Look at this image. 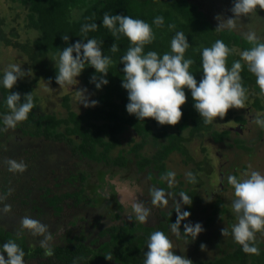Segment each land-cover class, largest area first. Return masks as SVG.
Returning <instances> with one entry per match:
<instances>
[{
    "label": "trees",
    "instance_id": "trees-1",
    "mask_svg": "<svg viewBox=\"0 0 264 264\" xmlns=\"http://www.w3.org/2000/svg\"><path fill=\"white\" fill-rule=\"evenodd\" d=\"M14 1L23 9L25 29L32 32L33 35L25 40L19 39L15 27L10 26L8 28L9 22L4 16L0 15V44L4 47L14 48L25 57L28 67L27 76L30 75V79H27L25 74L24 77L17 80L11 90L0 86V134L4 131L2 117L10 111L5 102L7 95L10 91H16L21 94L23 99L25 93L31 92L33 108L28 113L27 119L18 122L15 127H20L24 133L28 134L31 140L52 138L64 142L73 153H79L81 158H86H83L84 160L82 161L90 173H92L96 165L101 166V168L107 165L112 170L113 168H124L127 164L133 162L132 165H136L140 171L149 172V179L155 184L153 196L157 189L161 191L170 189L173 192L178 190L187 195L191 198V204H184L180 199V201L173 203L174 207L170 212L166 211L164 213L163 209H161L165 219V223L161 224L164 231H168L167 233L171 232L177 242L179 240L183 244L188 242L191 245L194 242L195 244L199 242L203 235L199 233L192 240L193 238L190 234L183 232V227L185 223L195 222V207L202 200L200 192L208 195L211 189L205 183L206 179L201 176L200 171L203 169L188 154L185 143L193 137L204 136L214 142H223L226 147L243 148L247 155L251 154L253 148L242 144L238 129L231 128L236 130L235 133H232L229 129H216L213 122L205 124L203 118L199 116L193 107L190 90L186 87L185 95L187 99L181 105L182 116L175 125H160L150 117L144 118V120H137L134 115H130L125 108L128 98L127 91L121 86L123 64L120 62V57L129 47V40L123 34H118V38L113 37L111 31L102 25L101 21L105 14L115 15L116 13H121L148 22L155 34V38L151 43L144 45V52L152 50L159 55L171 51V38L176 31H182L190 43L184 56L193 60L189 71L193 73L197 82L203 75L201 49L210 47L217 39L222 40L230 49L226 58V67L231 68L234 61L240 60L241 69L239 70V76L240 83L245 89L244 104L247 106V111L252 113L254 118L262 119L264 117L262 115L258 116L257 111L264 109L262 102L264 93L260 92L259 86L256 84L255 75L248 70L246 62L240 57V53L243 50L253 47L254 44L248 42L244 35L237 32L234 28L217 29V25L212 23L199 6L190 0ZM261 11L264 13V9H260L257 6L254 12ZM157 16L164 18L163 25L157 26L153 23V19ZM92 22L97 24L96 30H89L85 35L81 31V26ZM169 25H173V27H169ZM61 35H69L70 39L63 41ZM89 38H95L98 43L103 41L100 44L102 54L110 56L112 60L106 75L108 83L99 89L95 87V83L91 82V77L95 74L97 79H99L101 74L96 73L92 66L85 64V68L77 77L85 87L95 92L97 103L78 112L69 107L67 95H65V113L57 115L54 111L45 112L39 109L37 97L32 91L33 84L42 80L50 85H58L55 80L56 69L54 66L56 59H58L59 51L67 44ZM257 42L264 43L261 39H258ZM113 43L118 46V50L115 52L111 51ZM2 75L0 72V76ZM231 110L232 108L226 113H230ZM235 120L238 122L239 127L246 121L242 115H237ZM11 131L7 139L13 137ZM126 134H129V149L123 146L121 142ZM126 149L129 151H126ZM173 152L180 153L183 161L191 166L189 172L193 174L194 179L187 176L184 180H180L167 176V173L171 171L168 166V160L171 159L170 156ZM233 163L228 162V176L237 177L238 165H235L236 169L230 170V168L234 167ZM6 171L0 169V200L12 192L14 193L18 185V183L10 184L11 173L7 171L9 175ZM224 174L226 175V173ZM91 175L86 174L80 177V183L83 186L90 185V182L86 179L91 177ZM170 179L174 180V182ZM183 182L186 183L185 188L182 187ZM229 185L228 179L223 180L224 188ZM199 187L200 191H198ZM24 195L27 196L28 194L25 193ZM70 196L76 195L71 194ZM216 196H219V194ZM163 198L165 200V196ZM56 199L57 197L54 196L52 199L53 203L56 202ZM164 200L159 205L165 204ZM207 204H211L213 215L202 220L201 225L205 229L213 223L212 220L217 213L216 211H219L220 214L225 211L219 201L213 200L210 203L207 202ZM179 209L181 212L188 211L189 216L181 220V232L176 234L171 231L170 225L175 222L177 218L176 211ZM107 231L109 232V238L102 244L100 252L97 254L81 238H68V241L72 243H68L66 248L57 245L52 247H45L44 245L32 246L17 238L10 231L4 230L1 226L0 245L8 241H14L23 250L24 264L28 263L30 257L33 261L28 264H36L39 259L38 264H110L109 258L115 264H143L144 253L142 248L147 245V242L139 230L136 229L135 224H115ZM210 231L214 232L215 230L212 229ZM262 231H256L254 239L249 241L250 244L255 245L258 249L257 253L245 252L242 246L234 241L228 244V248L221 250L219 255L211 258H189L186 253H181V255L188 257L192 264H264V242L260 237ZM214 237L219 239V234L216 231ZM181 243L176 244L177 248ZM103 248L112 250L111 254H114V256L102 252ZM0 251H2V248H0ZM52 254L58 257L51 262L42 260L45 257L49 258Z\"/></svg>",
    "mask_w": 264,
    "mask_h": 264
},
{
    "label": "clouds",
    "instance_id": "clouds-1",
    "mask_svg": "<svg viewBox=\"0 0 264 264\" xmlns=\"http://www.w3.org/2000/svg\"><path fill=\"white\" fill-rule=\"evenodd\" d=\"M259 6L264 9V0H232L230 11L232 16L220 20L216 28L232 29L235 20L243 15L254 12ZM220 17L219 15L217 16ZM164 18L157 16L153 23L163 25ZM118 38L123 34L129 40V47L120 57L123 64V78L121 86L127 91L126 111L134 115L137 120L153 118L158 124L175 125L182 116L181 105L185 103V87L190 90L193 99V107L203 118L205 124L212 123L214 118H223L230 108H241L245 101V89L240 83L239 70L240 60L233 62L231 68L226 67V58L230 52L228 46L217 39L210 47L201 49V68L203 75L197 82L195 76L189 71L193 60L185 58L184 53L190 43L182 31H176L170 41V52L159 55L156 51L144 52V45L151 43L155 38L150 24L142 19L116 13L105 14L101 21ZM173 27V25H169ZM95 22L83 24L81 31L87 34L89 30H96ZM244 38L254 44L245 49L240 57L246 62L248 70L256 77V84L260 92L264 93V43H258L255 32L248 31L243 34ZM63 41L70 39L69 35H61ZM95 38L77 40L67 44L58 54L55 61V80L59 86L72 85L85 64L92 66L96 73L101 74L99 79L94 74L91 82L97 89L108 83L106 75L108 66L112 62L111 57L102 54V48ZM118 50L116 43L111 45V51ZM26 71L17 64H10L3 75L0 76V86L11 90L19 78L25 76ZM82 98L80 103L85 106L95 105L96 100H89L84 89H80ZM6 105L9 112L2 117V124L6 128L27 119L28 113L33 108L31 92L21 94L10 91L6 97ZM256 123L264 126V119L257 118ZM182 133V132H181ZM11 170H23L24 165L15 160L8 161ZM174 172L169 171L168 177H173ZM186 175L194 179L191 172ZM171 182V181H170ZM228 183L234 188V196L231 208L236 215L237 222L232 225L233 240L242 246L245 252L257 253L255 245L249 243L254 239L256 231L264 230V174L252 170L245 173L243 178L229 175ZM180 198L184 204H191V198L181 193ZM162 191L157 189L153 196V203L163 201ZM166 202V201H165ZM133 211L136 220L145 223L148 219V209L142 205H134ZM177 212L175 222L170 225L173 233L181 232V220L189 216L188 211ZM22 224L29 228H36L43 232V226H37V221L24 218ZM203 231L200 222L195 224L185 223L183 232L192 236L194 240ZM226 229L222 228L224 235ZM43 243V241H42ZM147 250L144 253L143 264H192L188 257L176 254L166 234L160 230L152 232L147 239ZM0 264H24L23 250L14 241L0 245ZM6 254V257H5ZM50 254V252H49ZM108 258V257H106Z\"/></svg>",
    "mask_w": 264,
    "mask_h": 264
},
{
    "label": "flooded vegetation",
    "instance_id": "flooded-vegetation-1",
    "mask_svg": "<svg viewBox=\"0 0 264 264\" xmlns=\"http://www.w3.org/2000/svg\"><path fill=\"white\" fill-rule=\"evenodd\" d=\"M61 114L57 113V115ZM3 129V133L0 134V169L11 173L10 184L18 183L14 193L0 200V226L4 230L10 231L32 246L57 245L66 248L68 243H72L68 241V238H81L96 254L109 238L107 229L115 224H135L146 242L149 235L156 230L164 232L168 237V231H164L162 227L165 219L161 209L164 213L170 212L174 207L173 203L180 201L173 199L172 196L177 192L181 194L180 191L173 192L170 189L162 191L165 204L159 205L161 201L153 203L155 184L150 181L148 172L140 171L136 165H132L133 162L124 168L112 170L107 165L102 166L103 168L96 165L90 173L82 161L86 158H81L79 153H73L64 142L52 138H41L40 142L43 141L46 146L37 153V158H33L27 148L32 145L27 133H24L20 127L6 128L4 126ZM10 130L13 137L7 139ZM175 153L178 152L172 154ZM9 160L22 163L23 170H11ZM30 160H33V163L27 164L26 161ZM222 167L224 168V164ZM7 171L6 173L9 174ZM59 173L66 174L64 175L66 178L60 180ZM217 173L218 179L221 178L217 185L222 189L223 180L228 178V168L227 172H224L226 175L220 170ZM86 174H92L86 179L91 186H83L80 183V177ZM183 183L182 187L185 188L186 183ZM25 193L28 195H24ZM71 194L76 196H70ZM209 194L213 196L214 191ZM54 196L57 197L55 203L52 201ZM137 204L148 209V219L145 223L136 220L133 206ZM72 208H74L72 214L77 215L76 218L62 220L63 214ZM7 211L10 212V217L5 213ZM24 218L37 221V228L45 223L49 229L44 230L46 233L44 234L36 228L24 226L22 224ZM104 250L101 251L114 256L111 254L112 250ZM185 253H189L188 250L182 252V254ZM57 257L52 254L49 258L45 257L42 260L51 262ZM30 261H33L31 257L28 263ZM109 261L110 264H115L111 258Z\"/></svg>",
    "mask_w": 264,
    "mask_h": 264
},
{
    "label": "rangeland",
    "instance_id": "rangeland-1",
    "mask_svg": "<svg viewBox=\"0 0 264 264\" xmlns=\"http://www.w3.org/2000/svg\"><path fill=\"white\" fill-rule=\"evenodd\" d=\"M196 3L199 8L205 13V15L210 19V21L214 24H218L220 20L224 21L225 18L230 17L233 13L230 11L232 7V0H190ZM0 15L4 16L8 23V28L10 26H14L16 32L18 33V37L21 40H25L33 35L32 32L28 31L24 27V12L23 9L18 5V3L14 0H0ZM218 17L217 19V16ZM234 29L244 34L248 31L255 32L258 39L264 41V13L261 12H252L248 15H243L235 20ZM7 28V30H8ZM10 64L20 65L26 71V78L30 79V75L27 76L28 67L26 65L25 57L15 50L12 47H4L0 44V72L3 74L4 70L8 68ZM32 91L37 97V106L39 109L45 112H57L64 113L65 105H64V96L67 95V103L70 108L75 111L81 112L85 110L88 106H85L83 103H80L82 98V92L80 89L85 90V94L89 100H95V92L91 89L84 86V84L77 78L76 81L73 82L72 85H50L44 83L42 80L36 81L32 86ZM63 97V98H62ZM264 104V97L262 99ZM92 106V105H89ZM233 110V111H232ZM230 113H226L223 118L217 117L214 118L213 123L215 124L216 129H229L232 133H235L236 128L239 130V138H242V144L248 145L253 148V151L250 155H247L243 148L237 147H226L223 142H214L210 138H206L204 136L193 137L190 140H187L185 143V148L188 151V154L196 160V163L203 169L201 170V176L206 179L207 186L214 191V195H202V200L200 203L196 205L195 209V224L196 222H200L202 224V220L206 217H210L212 214L211 204H207L214 201H219L221 207L225 208V211L221 214L219 211L214 215V219L212 220L211 226L208 228H203V231L200 232L203 237L195 244H189L186 242L185 244L177 242L176 238L172 236V233H168V238L172 243L173 250L176 254L182 253L184 250H188L189 258H200L206 259L211 258L215 255H219L221 250L228 248V244L233 243L232 237V225L237 222L236 215L232 211L231 203L234 196V188L232 185L225 186L223 189H218V173L217 171L227 172L228 162H234V167L230 168V170H234L235 165H238V170L236 171L238 178H243L245 173L250 172L252 170H256L264 174V126L256 123V119L252 115V113L248 112L247 106L244 104L241 108H232ZM258 116L262 115L264 117V109L261 111H257ZM237 115H242L245 118V123L243 125L238 126V122L235 120ZM264 119V118H262ZM128 137L129 134H126L125 137L121 140L122 145L126 148L128 145ZM32 145L27 146L29 149V154L33 156V158H37L38 154L42 149L45 148L46 143L43 141L40 142V139H32ZM51 147L55 148L54 145L50 144ZM26 148V149H27ZM129 149V148H128ZM126 149V151L128 150ZM117 150V148H116ZM171 159L168 160V166L171 172H174L175 175L172 179L178 178L180 180H184L189 172L191 166L185 163L182 159L181 154L175 153L171 154ZM27 164L33 163V160L26 161ZM224 164V168L222 165ZM232 164V163H231ZM196 166V165H195ZM221 166V167H220ZM197 167V166H196ZM66 174L59 173L58 178L65 179ZM170 179V180H172ZM228 179V178H225ZM214 183H209V182ZM174 182V180H172ZM62 183V181H61ZM64 186V185H63ZM62 187V186H61ZM200 191V187L198 188ZM219 194V196H216ZM173 199H181L180 193H176L172 196ZM74 208L68 209L69 211L63 214L61 217L62 220L67 218V221L76 218L77 215L72 214ZM9 217L11 216L10 212H5ZM41 224V223H40ZM44 230L49 229L45 223H42ZM226 229L224 235L221 233V229ZM214 229L219 234V239H216L215 231H210ZM40 232V231H39ZM46 234L44 231L40 232ZM261 239L264 242V230L261 232ZM52 236L50 237V239ZM200 238V237H199ZM216 239V240H214ZM181 243L178 245L177 243ZM190 245V246H189ZM147 245L142 248L143 253L147 250Z\"/></svg>",
    "mask_w": 264,
    "mask_h": 264
},
{
    "label": "bare ground",
    "instance_id": "bare-ground-1",
    "mask_svg": "<svg viewBox=\"0 0 264 264\" xmlns=\"http://www.w3.org/2000/svg\"><path fill=\"white\" fill-rule=\"evenodd\" d=\"M54 13V12H53ZM43 15V14H42ZM37 16V15H36ZM50 22V21H49ZM45 24V23H44ZM48 24V23H47ZM63 98V97H62ZM132 145V144H131ZM129 151V150H128ZM135 151V150H134ZM148 174H149V172H148Z\"/></svg>",
    "mask_w": 264,
    "mask_h": 264
}]
</instances>
